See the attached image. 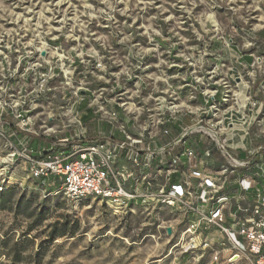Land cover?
Segmentation results:
<instances>
[{
    "label": "built area",
    "instance_id": "1",
    "mask_svg": "<svg viewBox=\"0 0 264 264\" xmlns=\"http://www.w3.org/2000/svg\"><path fill=\"white\" fill-rule=\"evenodd\" d=\"M9 36L0 35V176L25 171L39 185L60 183L72 199H99L119 216L168 212L175 219L165 229L193 264L207 257L264 264V191L254 178H232L264 150L238 147L249 153L241 159L229 147L240 127L249 135L264 117V101L254 99L241 73L228 75L226 65H208L203 52L190 49L163 64L143 55L135 74H109L89 55L47 39L26 47L14 65ZM21 64L30 90L12 98ZM104 123L109 137L92 140ZM124 153L139 170L116 166ZM162 156L168 167H152ZM210 161L221 164L210 168ZM258 168L264 179V165ZM214 229L224 240L216 241Z\"/></svg>",
    "mask_w": 264,
    "mask_h": 264
},
{
    "label": "rangeland",
    "instance_id": "2",
    "mask_svg": "<svg viewBox=\"0 0 264 264\" xmlns=\"http://www.w3.org/2000/svg\"><path fill=\"white\" fill-rule=\"evenodd\" d=\"M3 32L14 65L26 47L47 39L89 55L109 74H135L143 55L155 65L197 49L208 65L241 73L254 99L264 101V0H0ZM22 67L12 78V98L30 90ZM56 185H39L25 171L0 176V193L13 191L12 208L0 209V264L195 262L165 229L175 219L168 212L119 216L99 199H72Z\"/></svg>",
    "mask_w": 264,
    "mask_h": 264
},
{
    "label": "crops",
    "instance_id": "3",
    "mask_svg": "<svg viewBox=\"0 0 264 264\" xmlns=\"http://www.w3.org/2000/svg\"><path fill=\"white\" fill-rule=\"evenodd\" d=\"M235 58L237 60L241 59L242 61L246 60V56L243 55H235ZM264 116V115H263ZM87 120L92 123L93 121V116L91 114L87 115ZM109 137V128L107 124H102V125H96L95 132L92 133L91 139L92 140H100V139H105ZM171 141V138H165V142L169 143ZM229 147L232 149L236 150L242 147V149H248L252 153L256 152L259 147H264V117H262V120L259 123L254 124L251 129L249 135L244 134V130L240 127V129L237 132V135L230 140L229 142ZM239 147V148H238ZM178 150V149H177ZM241 159H245L249 156V153L246 152L245 150L239 149L236 151ZM255 163H252V166L238 170L237 174H234L232 178H236L238 175L244 176L245 178L251 180L255 179L257 182V188L261 189L264 191V179L259 173V166L264 165V150L260 155H257L254 157ZM163 165L164 167H168L169 165V157L168 156H162L154 159L151 163L152 167H155V165L160 164ZM261 163V164H260ZM221 164L220 161H210L209 166L210 168H215L218 167ZM116 166L119 169L125 168V169H132L135 168L136 166L129 160V158L126 156L125 153L123 154V157L117 162ZM138 170L140 167H136ZM137 170V172H138ZM138 175V174H137ZM252 196V195H250ZM217 242H220L224 240V237L219 233L217 229H214L211 233ZM209 261V257L206 258L204 262L206 264H212ZM208 262V263H207ZM239 264H247V263H239Z\"/></svg>",
    "mask_w": 264,
    "mask_h": 264
},
{
    "label": "trees",
    "instance_id": "4",
    "mask_svg": "<svg viewBox=\"0 0 264 264\" xmlns=\"http://www.w3.org/2000/svg\"><path fill=\"white\" fill-rule=\"evenodd\" d=\"M246 60L251 61L252 58L250 56H247ZM12 192L13 191L10 190V191L0 193V209L1 210L12 208V205L10 203L11 202L10 198H11ZM15 261H17V259Z\"/></svg>",
    "mask_w": 264,
    "mask_h": 264
},
{
    "label": "water",
    "instance_id": "5",
    "mask_svg": "<svg viewBox=\"0 0 264 264\" xmlns=\"http://www.w3.org/2000/svg\"><path fill=\"white\" fill-rule=\"evenodd\" d=\"M167 232L168 234H171L172 233V229L170 227L167 228ZM238 258L237 255H234L233 258H232V261L236 260Z\"/></svg>",
    "mask_w": 264,
    "mask_h": 264
}]
</instances>
